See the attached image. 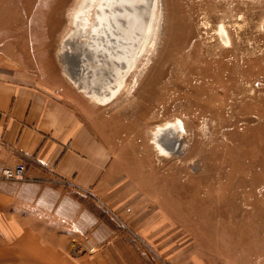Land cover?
Listing matches in <instances>:
<instances>
[{
	"label": "rangeland",
	"instance_id": "obj_1",
	"mask_svg": "<svg viewBox=\"0 0 264 264\" xmlns=\"http://www.w3.org/2000/svg\"><path fill=\"white\" fill-rule=\"evenodd\" d=\"M62 1H22L32 11L51 7L55 25L40 29L50 38L41 43V62L111 120L137 163L136 181H170L168 201L184 207L187 228H197L196 240L187 229L188 249L218 245L236 256L264 248V0H146L152 8L145 3L138 13L153 22L143 44L136 36L144 24L128 16L135 0H68L55 8ZM83 9L95 18L86 32L78 25ZM175 122L183 130L164 134L180 137L165 155L155 133Z\"/></svg>",
	"mask_w": 264,
	"mask_h": 264
},
{
	"label": "crops",
	"instance_id": "obj_2",
	"mask_svg": "<svg viewBox=\"0 0 264 264\" xmlns=\"http://www.w3.org/2000/svg\"><path fill=\"white\" fill-rule=\"evenodd\" d=\"M22 1L0 0V264H264L254 246L188 249L197 228L168 201L170 181H136L111 120L40 60L51 7ZM19 160L24 178L3 177Z\"/></svg>",
	"mask_w": 264,
	"mask_h": 264
},
{
	"label": "bare ground",
	"instance_id": "obj_3",
	"mask_svg": "<svg viewBox=\"0 0 264 264\" xmlns=\"http://www.w3.org/2000/svg\"><path fill=\"white\" fill-rule=\"evenodd\" d=\"M91 1V0H90ZM110 1V0H109ZM154 2H155V0H152V6H153V4H154ZM145 3H149V1L148 2H146V0H135L134 1V3H132V6H131V4H130V9H132L131 11H129L130 12V15H128V13L127 12H124V13H127V14H125V16H129L130 18H133L132 19V22H134V24L135 23H137V21L138 22H140V23H142V24H144V27L142 28V29H144L145 31L143 32V37L142 36H136V38L138 39V40H141V38H142V40H141V42H142V44L144 43V40H145V36H146V34H147V36L149 35V33H150V28H151V25H152V22H153V20H151V21H149L150 20V18H151V16L150 15H148L147 16V12L145 13V14H143V15H141V14H139L138 13V7L139 6H145L144 4ZM151 3V2H150ZM150 3H149V7L150 8H152V6H150ZM134 6H137V7H134ZM85 12L88 14V12H89V15H90V13L92 12V10L91 9H83L82 11H81V13H80V18H79V22H78V25L80 26V27H82V30L84 31V29H85V32L89 29V28H91V26H92V24H93V20L95 19L94 18V14H93V12L91 13V18H90V20H89V22L86 20V18L89 16H85ZM86 14V15H87ZM86 17V18H83V17ZM147 24V25H146ZM127 25H129V23L127 24ZM146 26V27H145ZM136 30H137V28H134L133 27V25H132V28H131V30H130V33L128 32L127 34H125L126 36H128V39L127 40H133V38H129V34H133L134 36H135V32H136ZM146 36V37H147ZM135 44H136V42L133 44L134 46H135ZM141 44V45H142ZM133 46V47H134ZM134 49V48H133ZM136 52V50H134V54L135 55H133L132 56V61H131V63H130V65L129 66H126V69L122 72V74L120 75V77L117 79V81H116V84H115V88H116V90L117 91H120V89H121V87L122 86H120V81H122L125 77H126V74H125V72L128 70V68H130L131 66H132V64H133V62H134V60H135V57L137 56V53L139 52H137V53H135ZM125 83V82H124ZM85 90V89H84ZM85 94V93H84ZM98 98V97H97ZM101 99V98H100ZM101 100H104V99H101ZM107 101V100H106ZM180 129V130H183V126L182 125H180L179 123H167V124H162V125H160L159 126V131H157L156 133H155V135H156V137H155V139H156V142H155V144L157 145V147L159 148V150L162 152V153H164L165 155H168V154H171V152L173 153V151L176 149V146H178V143H179V136H177L178 138H176V137H174V136H171V138H169V137H167V135H166V137L164 136V134L166 133V132H171L172 130H174V129ZM168 144V145H167ZM176 145V146H175ZM175 148V149H174Z\"/></svg>",
	"mask_w": 264,
	"mask_h": 264
},
{
	"label": "built area",
	"instance_id": "obj_4",
	"mask_svg": "<svg viewBox=\"0 0 264 264\" xmlns=\"http://www.w3.org/2000/svg\"><path fill=\"white\" fill-rule=\"evenodd\" d=\"M26 165L23 160L16 161L12 166L2 169L1 174L3 177L21 180L25 176ZM79 247H82L89 253L97 249V245L90 237H84L79 242Z\"/></svg>",
	"mask_w": 264,
	"mask_h": 264
}]
</instances>
